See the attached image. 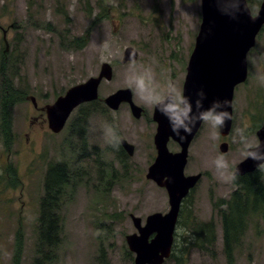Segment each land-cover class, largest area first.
Returning <instances> with one entry per match:
<instances>
[{"label":"rangeland","instance_id":"1","mask_svg":"<svg viewBox=\"0 0 264 264\" xmlns=\"http://www.w3.org/2000/svg\"><path fill=\"white\" fill-rule=\"evenodd\" d=\"M261 1L247 2L252 16ZM200 21V0H0L5 72L24 97L11 109L9 131L0 130V176L2 182L5 180L0 184V264H14L16 257L19 264H28L34 256L33 233L45 170L50 162L60 160L74 162L83 171L82 179L61 208L56 245L44 248V264H134L125 241L127 235L136 233L130 215L144 224L147 216L165 214L169 207L165 190L145 178L155 157L154 107L143 104L125 83L129 61L121 62L123 52L132 48L137 67H151L157 82L163 84L170 78L182 91ZM88 30L84 45L67 47L71 39ZM246 59L247 79L233 92L229 136L224 140L216 129L218 136L213 139V129L202 123L189 146L183 170L185 176L200 175L184 203L185 211L190 208L189 219L192 214L198 223H213L214 243L199 248L188 242L185 234L190 237V232L176 225L171 257L163 264H177L181 255L186 264H227L218 210L234 186L232 181L217 177L212 162L224 154L235 171L243 161L237 128L245 129L253 144L258 141L255 133L264 116V85L256 76L264 74V25ZM104 63L111 67L112 77L109 82L101 81L99 98L129 89L133 104L142 108L145 117H132L126 104L107 111L106 116L94 110L85 125V144L72 137L69 147L63 139L68 133L72 136L70 129L65 126L52 134L40 109L53 104L71 87L96 77ZM102 106L100 101L97 110ZM79 108L73 110L69 121L78 117ZM105 124L133 145L131 157L117 155V149L105 139ZM78 133L82 135V129ZM223 141L228 143L224 153L219 149ZM68 150H75V155ZM78 150L87 155L80 158ZM168 150L175 153L179 148L170 141ZM95 157L104 163L100 169L113 172L109 186L105 185L110 181L109 173L101 179L92 164ZM239 242L234 264H264V217L251 220ZM16 246H20L19 255L14 253Z\"/></svg>","mask_w":264,"mask_h":264},{"label":"water","instance_id":"2","mask_svg":"<svg viewBox=\"0 0 264 264\" xmlns=\"http://www.w3.org/2000/svg\"><path fill=\"white\" fill-rule=\"evenodd\" d=\"M200 7L201 21L187 62L182 93L194 102L196 93L203 91L206 97L203 101L205 109L213 101L227 100L232 105L235 86L245 82L247 78L246 56L264 25V0L254 16L251 15L246 0H241V11L235 18L225 14L230 7L227 0H221L219 4L217 0H200ZM133 56L136 59V51L128 47L123 52L121 62L125 63ZM111 77L112 69L104 63L96 77L71 87L53 104L42 108L50 132L58 134L74 109L96 101L101 81L109 82ZM30 101L35 107L34 99L30 98ZM102 101L110 110H116L120 104L126 103L132 116L136 119L140 117L141 108L133 104L129 89H119ZM193 110L195 111L194 103ZM223 110L232 116V106ZM152 119L156 123L153 137L156 154L145 178L165 190L169 208L165 214L154 213L147 216L144 224L139 217L130 215L136 233L127 235L125 241L129 252L134 255V264H163L170 257L181 203L200 179L199 174L185 176L183 170L189 146L201 123L198 122L193 127L191 134H185L181 130V136L184 137L181 139L172 132L167 118L155 107ZM231 123L232 119L218 129L222 138L230 133ZM255 134L261 143V151H264V119ZM170 140L179 146L178 152L168 150ZM120 146L128 157L133 155V145L124 138H120ZM219 149L222 153L226 152L227 143H221ZM256 169V162L245 157L235 167V172L237 176H243Z\"/></svg>","mask_w":264,"mask_h":264},{"label":"trees","instance_id":"3","mask_svg":"<svg viewBox=\"0 0 264 264\" xmlns=\"http://www.w3.org/2000/svg\"><path fill=\"white\" fill-rule=\"evenodd\" d=\"M246 1L250 3L251 0ZM99 18H102L100 13ZM88 32L89 30L83 36L71 39L67 47L69 48L72 45L73 48H80L87 42ZM3 52V49L0 47V115L2 116L0 117V130L7 133L10 129L9 115L11 109L24 97L18 93L12 84V80L6 76V61ZM97 105H99L98 102H93L80 106L77 111L78 117H74L68 122L67 127L70 129L72 136L68 133L63 140L69 147L71 146L70 144H73L72 137L73 139H77V143L82 141V144H85L83 143L85 125L90 118L88 116L94 114V110H97ZM101 113L104 112L101 111ZM81 129L82 135L78 133ZM115 148L117 149L115 150L118 153L117 155L122 157L124 152L120 145ZM73 152L75 153V150H68L67 153L75 155L72 154ZM76 154L81 158L86 152L83 154L81 150H78ZM101 162L102 160L95 157L92 164L98 171L101 179L105 175V172L109 173L110 181L105 184L109 186L114 178L113 172L109 169H100V164H104ZM81 172H83L82 169L75 167L74 162L68 160L50 162L47 165L43 180V192L39 198L36 212V227L33 233L35 240L33 243L34 256L28 264H44L46 252L44 248L47 250L56 245V238L60 228L59 213L62 206L67 202L68 196L72 193L74 194L78 187V182L82 179ZM13 173L12 175L16 179V174ZM2 179L3 175L0 176V184L4 185L5 180L2 182ZM232 183L234 190L227 199L220 201L218 210L222 230L223 251L227 264H234V252L239 246L240 236L244 234L249 222L258 217H264V171L256 169L250 174L236 176V179L232 180ZM5 186L13 188L10 183H6ZM188 197L181 205L177 226H184L190 232V237L187 233L185 234L188 236V242L192 241L191 244L199 248H209L214 243L215 238L213 223H198L193 219L192 214L191 219H189L190 208L187 207V211L184 208V203L188 201ZM184 211L185 215L183 217ZM14 253L19 255L20 246H16ZM176 262L177 264H186V259L181 255L177 257ZM14 264H19L17 257L14 259Z\"/></svg>","mask_w":264,"mask_h":264},{"label":"clouds","instance_id":"4","mask_svg":"<svg viewBox=\"0 0 264 264\" xmlns=\"http://www.w3.org/2000/svg\"><path fill=\"white\" fill-rule=\"evenodd\" d=\"M217 2L219 4L221 0H217ZM227 2L230 7L225 14L235 18L241 11V0H227ZM103 46L104 44L98 48ZM72 58L69 56V59ZM256 78L264 85V74L258 73ZM125 83L143 104L157 108L167 118L172 132L181 139L184 138L181 136V130L185 134H191L193 127L198 122L209 125L213 129L212 138L216 139L218 133L215 130L223 128L225 122L232 119L231 114L223 110L231 106L229 101H213L211 106L205 109L203 101L206 97L203 91L196 93V99L193 102L183 95L177 84L170 78L161 84L157 82L151 67H137L134 56L130 57ZM193 103L195 111L193 110ZM236 134L239 137V142L243 145L242 154L247 159L256 162L258 171H264V151H261V143L257 141L253 144L243 128H237ZM104 136L113 147L119 146L120 137L112 125L105 124ZM212 164L220 180L232 181L236 179L237 174L231 169L224 154L217 155Z\"/></svg>","mask_w":264,"mask_h":264},{"label":"flooded vegetation","instance_id":"5","mask_svg":"<svg viewBox=\"0 0 264 264\" xmlns=\"http://www.w3.org/2000/svg\"><path fill=\"white\" fill-rule=\"evenodd\" d=\"M100 101H102V100H98V99H97L95 102H99V103H100ZM102 103H103V102H102ZM122 104H126V103H122ZM120 105H121V104H120ZM120 105H119V106H120ZM126 105L128 106V109H129V112H130L129 105H128V104H126ZM119 106H118V108H119ZM118 108H117V109H118ZM96 109H98V107H97ZM117 109H116V110H117ZM116 110H110V109L107 108L106 106H105V107L102 106V110H101V111H103L104 113H101V111H98V110H95V111L99 112V115H101V116H102V115L106 116L107 111H116ZM130 114H131V112H130ZM131 116H132V114H131ZM132 117H133V116H132ZM140 117H145L142 108H141ZM151 117H152V116H151ZM151 120H152V123H153L154 126H155L154 129L156 130V123L153 121L152 118H151ZM155 132H156V131H155ZM169 142H170V141H169ZM169 142H168V143H169ZM120 147H121V146H120ZM121 149H122V148H121ZM122 151H123V149H122ZM123 152H124V151H123Z\"/></svg>","mask_w":264,"mask_h":264}]
</instances>
